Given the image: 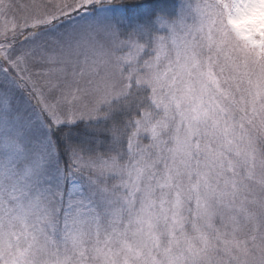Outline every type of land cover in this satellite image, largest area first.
I'll return each instance as SVG.
<instances>
[{
    "label": "snow or ice",
    "instance_id": "snow-or-ice-1",
    "mask_svg": "<svg viewBox=\"0 0 264 264\" xmlns=\"http://www.w3.org/2000/svg\"><path fill=\"white\" fill-rule=\"evenodd\" d=\"M0 264H264V0H0Z\"/></svg>",
    "mask_w": 264,
    "mask_h": 264
},
{
    "label": "clouds",
    "instance_id": "clouds-1",
    "mask_svg": "<svg viewBox=\"0 0 264 264\" xmlns=\"http://www.w3.org/2000/svg\"><path fill=\"white\" fill-rule=\"evenodd\" d=\"M241 23H252L251 20H245V21H241Z\"/></svg>",
    "mask_w": 264,
    "mask_h": 264
}]
</instances>
